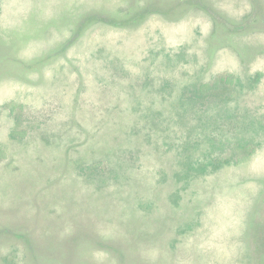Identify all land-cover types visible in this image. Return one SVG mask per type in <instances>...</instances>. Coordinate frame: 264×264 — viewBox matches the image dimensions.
<instances>
[{
	"label": "rangeland",
	"instance_id": "1",
	"mask_svg": "<svg viewBox=\"0 0 264 264\" xmlns=\"http://www.w3.org/2000/svg\"><path fill=\"white\" fill-rule=\"evenodd\" d=\"M0 264H264V0H0Z\"/></svg>",
	"mask_w": 264,
	"mask_h": 264
},
{
	"label": "trees",
	"instance_id": "2",
	"mask_svg": "<svg viewBox=\"0 0 264 264\" xmlns=\"http://www.w3.org/2000/svg\"><path fill=\"white\" fill-rule=\"evenodd\" d=\"M227 83L233 84V78H230V77L227 78V77L221 75L220 78L216 79L215 81L203 84L200 87L199 92L203 95L207 92L214 93V91L218 89L219 84L225 85Z\"/></svg>",
	"mask_w": 264,
	"mask_h": 264
}]
</instances>
